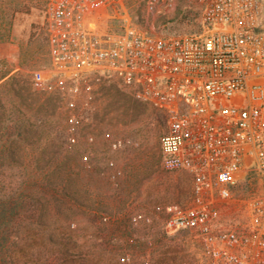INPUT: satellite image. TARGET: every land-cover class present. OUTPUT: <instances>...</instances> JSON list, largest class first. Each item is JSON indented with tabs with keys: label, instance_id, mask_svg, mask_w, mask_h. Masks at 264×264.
I'll return each instance as SVG.
<instances>
[{
	"label": "built area",
	"instance_id": "1",
	"mask_svg": "<svg viewBox=\"0 0 264 264\" xmlns=\"http://www.w3.org/2000/svg\"><path fill=\"white\" fill-rule=\"evenodd\" d=\"M131 1L47 0L51 76L33 72L34 88L63 94L115 78L165 113L161 167L186 173L191 194L157 208L163 229L195 233L208 264H264V0H139L140 23ZM113 7L121 9L120 30L104 32L100 14ZM189 11L193 32L156 27Z\"/></svg>",
	"mask_w": 264,
	"mask_h": 264
},
{
	"label": "rangeland",
	"instance_id": "2",
	"mask_svg": "<svg viewBox=\"0 0 264 264\" xmlns=\"http://www.w3.org/2000/svg\"><path fill=\"white\" fill-rule=\"evenodd\" d=\"M19 2L23 10L12 20L9 41L0 45V60H4L7 69L14 70L12 73L18 72L29 81L35 71L51 76L45 32L47 0ZM129 6L132 18L142 22L140 1L133 0ZM120 11L113 7L101 12L102 31L119 32ZM196 21V15L189 11L169 23L157 19L156 27L165 26L163 35L182 34L197 30ZM79 87L77 91L69 89L57 95L64 110L68 109L69 115L75 117L78 127L63 123L64 130L60 131L57 126L47 124L46 132L60 136L61 142L71 145L68 150L73 155L92 158L100 169L112 162L115 170L105 177L110 174L117 177L105 179L100 187L95 182L97 176L88 174L86 192L91 211L87 215L79 212L72 220V230L80 233L78 244H87L95 258L101 254V264H208L198 236L186 230L165 232L155 209L169 203L185 204L191 194V181L186 173H169L161 167L159 140L167 130L165 113L135 100L115 78L103 77L92 82L90 90L82 83ZM124 105H132L129 113L134 114L127 123L120 121ZM96 114L104 115L106 121L97 125ZM96 126L97 131H93ZM118 139L121 146L112 148L111 142ZM45 140L48 138L44 136L41 141ZM98 210L106 221L93 213ZM137 214L150 218L151 222L135 223L133 218ZM97 245H102V250Z\"/></svg>",
	"mask_w": 264,
	"mask_h": 264
},
{
	"label": "trees",
	"instance_id": "3",
	"mask_svg": "<svg viewBox=\"0 0 264 264\" xmlns=\"http://www.w3.org/2000/svg\"><path fill=\"white\" fill-rule=\"evenodd\" d=\"M22 10L19 0H0V45L9 41L12 20ZM13 71L0 60V264H101V254L95 258L87 244H78L80 233L72 230V220L91 211L88 174L97 176L101 187L105 179H116L115 174L105 177L115 166L109 162L100 169L92 158L73 155L60 136L48 134L47 124L60 131L63 123L78 125L67 122L69 110L59 92L37 91L32 80ZM130 106H123L120 121H131ZM105 119L94 116L97 125ZM44 136L48 140L42 142ZM93 213L107 220L102 211Z\"/></svg>",
	"mask_w": 264,
	"mask_h": 264
}]
</instances>
